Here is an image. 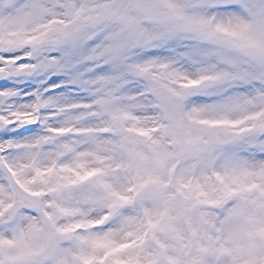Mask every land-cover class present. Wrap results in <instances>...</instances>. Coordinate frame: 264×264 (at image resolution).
<instances>
[{
    "label": "snow or ice",
    "instance_id": "obj_1",
    "mask_svg": "<svg viewBox=\"0 0 264 264\" xmlns=\"http://www.w3.org/2000/svg\"><path fill=\"white\" fill-rule=\"evenodd\" d=\"M0 264H264V0H0Z\"/></svg>",
    "mask_w": 264,
    "mask_h": 264
}]
</instances>
